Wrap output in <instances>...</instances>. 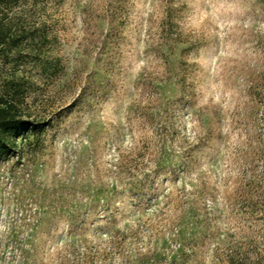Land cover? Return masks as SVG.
Masks as SVG:
<instances>
[{"label":"rangeland","instance_id":"obj_1","mask_svg":"<svg viewBox=\"0 0 264 264\" xmlns=\"http://www.w3.org/2000/svg\"><path fill=\"white\" fill-rule=\"evenodd\" d=\"M0 264H264V0H0Z\"/></svg>","mask_w":264,"mask_h":264},{"label":"trees","instance_id":"obj_2","mask_svg":"<svg viewBox=\"0 0 264 264\" xmlns=\"http://www.w3.org/2000/svg\"><path fill=\"white\" fill-rule=\"evenodd\" d=\"M9 33V28L0 20V55L8 41ZM22 115L20 107L0 92V157L16 150L17 144L12 140L14 135H28L36 131L35 125L24 120Z\"/></svg>","mask_w":264,"mask_h":264}]
</instances>
